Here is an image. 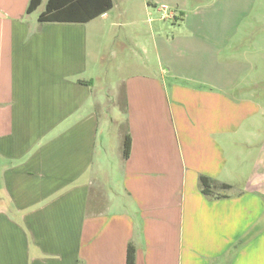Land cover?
<instances>
[{"label":"crops","instance_id":"1","mask_svg":"<svg viewBox=\"0 0 264 264\" xmlns=\"http://www.w3.org/2000/svg\"><path fill=\"white\" fill-rule=\"evenodd\" d=\"M46 1L0 0V264H264V92L233 32L148 19L111 110L94 76L111 9L40 22Z\"/></svg>","mask_w":264,"mask_h":264},{"label":"rangeland","instance_id":"2","mask_svg":"<svg viewBox=\"0 0 264 264\" xmlns=\"http://www.w3.org/2000/svg\"><path fill=\"white\" fill-rule=\"evenodd\" d=\"M112 3L94 41L95 52L99 54L94 76L98 77L97 85L103 86V89L96 87V98L102 95L111 110L118 108L114 102L118 80L126 78L140 61L139 51L133 48L135 42L150 44L149 28L162 24L152 23L163 15L161 6H166L165 14L174 17H178L179 10L185 11L190 24L191 19H203V24L220 25L224 32H233L232 42L240 51V61L253 59L254 69L248 75L252 74L258 81V95L264 92V0H112ZM43 9L42 4L39 11ZM171 20L165 19L164 24L169 28L165 34L175 29ZM139 28L143 34L137 33ZM252 46L256 47L253 53ZM148 55L149 61L155 60L151 58L150 48Z\"/></svg>","mask_w":264,"mask_h":264},{"label":"trees","instance_id":"3","mask_svg":"<svg viewBox=\"0 0 264 264\" xmlns=\"http://www.w3.org/2000/svg\"><path fill=\"white\" fill-rule=\"evenodd\" d=\"M42 0H30L27 11H35ZM113 6L112 0H47L44 10L38 17L40 22L58 23H87L109 11ZM130 137L127 132L122 139V156L129 155ZM201 186L204 193L210 190H226L230 185L218 183L205 177H201ZM127 264L132 263L131 251L128 252Z\"/></svg>","mask_w":264,"mask_h":264},{"label":"built area","instance_id":"4","mask_svg":"<svg viewBox=\"0 0 264 264\" xmlns=\"http://www.w3.org/2000/svg\"><path fill=\"white\" fill-rule=\"evenodd\" d=\"M166 6H161L160 8H159V10L163 13V15L161 16V18H164V19H173L174 18V16L171 14V13H167V14H165V11H166Z\"/></svg>","mask_w":264,"mask_h":264}]
</instances>
